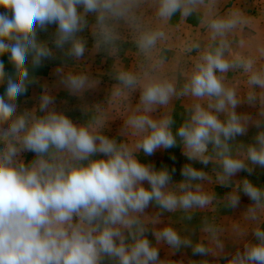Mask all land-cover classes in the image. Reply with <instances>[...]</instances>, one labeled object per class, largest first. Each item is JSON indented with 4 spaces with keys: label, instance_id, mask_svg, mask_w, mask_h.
I'll use <instances>...</instances> for the list:
<instances>
[{
    "label": "clouds",
    "instance_id": "9594fccd",
    "mask_svg": "<svg viewBox=\"0 0 264 264\" xmlns=\"http://www.w3.org/2000/svg\"><path fill=\"white\" fill-rule=\"evenodd\" d=\"M146 0H0V57L7 55L13 71H5L0 59V264H171L161 259L159 245L166 244L175 255L190 248L193 256L213 255L226 264H264V186L248 178L234 180L241 172L248 176L264 169V67L252 57L232 54L227 39L243 20L239 13L207 20L210 44L177 93L174 84L147 72L141 76L121 69L114 95L141 89V109L126 120L135 143L117 142L102 133L100 121L77 125L55 108L54 96L45 87L37 109L17 114L19 97L27 92L32 68L43 60L56 59L59 51L67 59L80 61L88 49L116 57L124 38L131 35L139 52L151 59L158 42L166 39L159 28L144 22ZM204 0H153L156 17L166 23L177 12L189 16ZM54 26L51 41L38 39V31ZM52 44V47L49 46ZM199 48L194 44L188 48ZM226 52L231 56L229 58ZM264 53V48L261 49ZM163 64L162 59L155 65ZM242 69L249 91L245 97L225 83V73ZM59 83L78 96L94 84L86 73L55 69ZM190 96L189 118L173 132L171 116L159 119L151 113L176 96ZM247 104L253 115L238 112ZM7 124V127H3ZM257 129L249 143L238 140L249 129ZM183 146L188 161L213 168L209 173L191 163L180 169L182 182L173 185L177 169H157L142 163L137 153L153 156L157 150ZM33 153L25 162L23 154ZM175 161V157H171ZM232 188L225 207L237 209L243 193L251 203L244 220L251 227L233 225L243 239L234 252H226L221 230L205 222L202 231L214 245L193 242L172 226L156 229L159 216L146 223V209L155 205L162 212L191 213L216 201L214 192L201 183ZM147 185V187L145 186ZM154 237L155 244L148 238ZM249 236L251 238L249 239ZM194 264V262H193ZM201 264H210L203 260Z\"/></svg>",
    "mask_w": 264,
    "mask_h": 264
},
{
    "label": "rangeland",
    "instance_id": "374dc122",
    "mask_svg": "<svg viewBox=\"0 0 264 264\" xmlns=\"http://www.w3.org/2000/svg\"><path fill=\"white\" fill-rule=\"evenodd\" d=\"M231 5L234 6V8L231 7L230 10H235L237 6L235 0H204V3L198 5L189 16L182 17L181 14L177 12L170 20L164 23L156 17L153 0H146L143 8V18L148 26L163 30L166 34V39L168 40V38L171 37L173 41L175 32H179L178 28L181 27V22H184L185 19H188L189 23H199L201 13L204 11L206 18L209 20L217 14H221L223 9L226 10ZM261 5L264 6V2H262ZM246 6H248V4ZM241 9H243V6L240 7V10ZM3 11L5 10L0 9V12ZM214 13H216V15H214ZM54 31V26L49 27L46 31H38V39L41 41L48 40L50 42ZM263 32L264 29L258 32L255 31V34H257V41L254 44L251 42L247 44L249 46L254 45L256 48L255 52H253V54L249 52L248 55H245V57H252L255 59L257 68L264 67V53L261 52V49L264 48V35H261ZM84 35L88 38L89 49V51L85 53L84 59L80 61L67 59L62 53L56 51V59L43 60L41 65L35 68H32L29 64L30 77L34 78L35 83L29 84L27 92L16 101L17 114H22L25 111L31 112L33 109H37L36 115H43V113L38 111L39 98L44 93L45 87H47L54 96L56 110L68 116L75 124L87 125L90 123L95 124L96 121H100V130L103 134L116 139L118 143L126 142L132 145L137 138L132 136L131 130L127 129L125 124L130 115L142 108L140 104L141 89L138 87L134 91H125L123 95L115 96L114 92L119 84L118 80L115 78L117 72L124 69L140 74L141 76L147 72L151 76L159 79H167L172 82L176 92L179 93L190 76L196 62L188 60V56L186 55L187 51H182L184 53L182 54L181 62H179L177 53L179 49H164L161 47L166 39L158 42L157 50L153 52L152 58L149 59L139 52L131 35L127 32L124 33V38L116 57L108 56L104 52L94 53L92 51L93 40L90 34L85 32ZM238 35L241 36V34L238 33V29L232 30L228 33L227 39L231 53L242 55L240 51L242 50V45L239 42ZM215 43L217 42H214L213 45ZM49 46L52 47V44L49 43ZM226 55L231 58L227 52ZM0 59L4 62L5 71L11 73L13 71V65L9 62L7 55L0 57ZM157 59H163V64L160 66L155 65V60ZM56 68H63L65 73L68 71L86 73L93 81H98L99 83L94 84L91 89L85 91L81 95H71L68 90L59 83V77L55 73ZM224 75L225 83L235 87L240 97H245L250 90L247 84V74H245L242 69H234L228 71ZM254 90L258 94L264 91L259 88ZM4 91L5 85H0V95H3ZM193 102V98L190 96L176 95L170 100L168 105L157 106L156 110L152 112L151 115L156 119L171 116L174 121L172 129L175 133V131L189 118ZM237 111L248 112L253 115L256 113V109L247 104L239 106ZM3 127H7V124H4ZM256 132L257 129L252 127L249 129L246 136L238 137L237 139L244 143H249L252 141ZM173 156L175 157V161L171 159ZM23 158L25 162H29L34 159V154L25 153L23 154ZM137 158L142 163L153 164L157 169L167 167L170 170L172 167H175L177 171L172 177L174 186L182 182L183 177L180 175V169L184 164L188 163H191L192 166L197 169L209 173V175L213 177V181L215 180L213 168L217 166L212 163L205 166L199 162L188 161L183 154V146L180 144L179 138H177L176 147L167 150H157L153 156H146L142 152H138ZM245 177L258 186H264V169L257 168L251 176H248L246 172H241L233 179L238 181ZM201 183L206 190L214 192L216 195V201H214L212 206L192 212V219L188 220L186 219V214L182 211H176L174 213L162 212L161 209L153 204L146 209V223L149 228L153 227L152 220L159 216L160 222L154 225L156 229L172 226L182 236L192 239L194 243L202 240L215 251L214 245H212L208 239V234L202 231L205 222H208L214 224L221 230L220 239L224 242L225 251L229 253L234 252L237 247L241 246L243 239L234 232L233 225L240 224L242 227H251L250 222L244 220V212L251 201L247 196L241 193L240 207L237 209L227 208L225 207L224 198L233 190L232 188H225L217 183H209L208 181H203ZM145 186L147 187V185ZM148 238L155 244L153 236L149 235ZM250 238L251 236H249V239ZM158 247L160 249L161 259L170 261L171 264H193V262L194 264H201L203 260H208L210 264H226V261H218L213 255L207 257L193 256L190 248L181 249L180 252L173 255L166 244H161Z\"/></svg>",
    "mask_w": 264,
    "mask_h": 264
},
{
    "label": "crops",
    "instance_id": "0c3cea01",
    "mask_svg": "<svg viewBox=\"0 0 264 264\" xmlns=\"http://www.w3.org/2000/svg\"><path fill=\"white\" fill-rule=\"evenodd\" d=\"M235 2L237 4L235 10H230L231 7L234 8V6L231 5L228 9H223V11H221V14L216 15V13H214V15L216 16L213 18H228L229 15L231 16V14L233 13H239L243 22L238 24V26L234 30L238 29V33L241 34V36H237L239 37V42L242 45V50L240 51L243 56L248 55L249 52L253 54L256 48L254 47V45L249 46L247 44L250 42L254 44L257 41V34H255V31L258 32L264 29V6L261 5V3L264 1L235 0ZM247 4L248 6H246ZM241 6H243V9L240 10ZM205 15L206 14L203 11L201 13L199 23H189L188 19H185L184 22L182 21L181 27L178 28L179 32H175L174 34V40L172 41L171 37H169L168 40L166 39L162 43L163 46L161 47H163L164 49H179V52H177L179 62H181L182 54L185 51H187L186 55L188 56V60L197 62L201 54L209 48L208 45H213L214 43L211 40L210 30L207 26L208 19ZM261 35H264V32ZM169 42L172 44H170ZM194 44H198L199 48H193L192 51H188V48ZM245 46L247 50L245 49Z\"/></svg>",
    "mask_w": 264,
    "mask_h": 264
}]
</instances>
